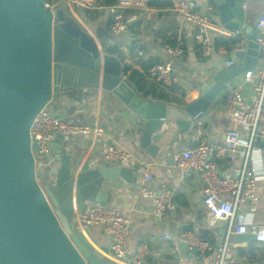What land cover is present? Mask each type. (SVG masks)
Masks as SVG:
<instances>
[{"label": "crops", "instance_id": "crops-1", "mask_svg": "<svg viewBox=\"0 0 264 264\" xmlns=\"http://www.w3.org/2000/svg\"><path fill=\"white\" fill-rule=\"evenodd\" d=\"M121 1L119 0L116 6L105 7L101 0L100 6L93 10L68 13L78 20L101 54L118 58L123 79L138 95L147 101L177 107L192 103L221 70L230 66L228 62H231V56L245 49L238 47V43L243 38L250 40L258 31L255 22L264 14V0H247L244 4L245 23L242 29H237L241 33L229 37L213 32L211 37L214 52L204 57L195 41V26L172 11L173 6L165 9L148 6V10L120 9L118 6ZM194 1L198 12L210 15L215 24L224 26L213 2ZM66 3L65 1V5ZM208 7L212 10L208 11ZM65 9L68 10V7ZM116 14H122L129 21L126 32H112ZM246 28H252L251 32L246 33ZM179 34L185 40V54L182 58L170 59L166 54L165 45H174L175 37ZM168 60L171 61L176 83L161 84L148 77V70L152 66ZM263 63L264 55L259 52L257 65L250 69L257 71ZM246 71L216 94L208 110L193 120L189 130L182 131L175 123L164 121L161 129L152 137L153 146L157 148L153 156L141 143L146 127L145 120L132 112L112 92L83 88L59 95L48 106L53 113L75 123L100 128L102 135H78L70 137L69 140L67 137L58 136L52 144L49 156L44 160H37L39 180L46 182L50 179L49 170L56 167V163H52L56 149L53 146L60 143H63L64 150L75 155V159L84 162L90 160L92 166L127 169L132 176L130 182L120 177L115 181H105L102 187V191L107 195V206L119 209L130 222L127 254H133L137 246L146 244L151 252L142 264H214V251H191L187 244L179 240L182 232H193L201 241L219 246L225 242L226 236H222L221 229L216 228V224H210L211 215L204 205L207 185L197 174L179 168L175 159L185 149L195 148L201 143L209 147L221 144L227 131L238 126L240 111L229 110L225 105V98L230 91L236 90L246 104L250 103L255 83L245 81ZM242 134L243 137L246 136L245 133ZM262 143L260 140L255 141L256 151L251 162L259 173L256 178L259 200L248 204L236 214L235 225H264V153L260 148ZM111 148L126 152L129 155L128 161L122 166L109 164L105 154ZM212 159L222 173L233 172L243 163L241 158L233 160L228 156H213ZM146 174L151 175L153 180L145 182ZM143 185L156 191H175L174 210L157 217L154 200L140 191ZM91 205L93 204L86 203L83 212ZM83 231L88 239L95 243L96 248L111 245L110 235L102 226H92ZM163 236H169L170 239L163 241ZM235 239L236 236L231 239V251L237 260L236 264H258L264 254V245H259L256 241L237 242ZM175 244L178 245L177 250L174 248Z\"/></svg>", "mask_w": 264, "mask_h": 264}, {"label": "water", "instance_id": "water-1", "mask_svg": "<svg viewBox=\"0 0 264 264\" xmlns=\"http://www.w3.org/2000/svg\"><path fill=\"white\" fill-rule=\"evenodd\" d=\"M210 1L226 28H243L247 0ZM55 16L45 0H0V264H122L113 259L111 245L96 248L82 229L74 227L73 219L86 203L107 206L104 182L120 177L130 182L131 172L77 160L60 143L53 146L56 167L49 170L50 179L41 182L34 155L37 143L31 138L35 118L63 93L83 88L109 91L145 120L141 143L153 156L157 148L152 137L164 121L189 130L219 91L257 65L259 32L244 51L231 56L232 64L199 97L177 107L144 100L123 79L118 58L101 54L96 44L89 48ZM260 148L264 153V143ZM228 225L225 220L216 224L223 237ZM235 240L251 243L255 237L238 235Z\"/></svg>", "mask_w": 264, "mask_h": 264}, {"label": "built area", "instance_id": "built-area-1", "mask_svg": "<svg viewBox=\"0 0 264 264\" xmlns=\"http://www.w3.org/2000/svg\"><path fill=\"white\" fill-rule=\"evenodd\" d=\"M66 6L73 13L77 10H93L100 6L101 0H65ZM150 0H122L118 8L148 10ZM208 11L212 9L207 8ZM172 11L179 15L184 21L195 26V41L204 57L214 52V43L211 34L217 33L220 36L233 37L241 32L231 30L225 26L215 24L210 15L197 11L194 0H173ZM129 21L119 14L111 30L115 34L128 30ZM256 28L259 36L256 43L259 52L264 55V16L259 19ZM248 40L243 38L238 47H245ZM166 54L170 59L182 58L185 54V40L179 34L175 37L174 45H165ZM139 54L141 52L139 51ZM228 62V65H231ZM148 77L158 83L172 85L176 83L173 77L171 61L157 63L148 70ZM247 82H254V93L250 103H245L241 95L236 91H230L225 98V105L229 110H239L238 126L227 131L221 144L209 147L201 143L195 148L182 151L175 159L176 165L184 170L197 174L207 185V195L204 199L206 210L211 215V226L220 220L229 222L226 233V240L219 246L209 242L201 241L193 232H182L179 236L180 242L188 245L191 251L205 253L214 251V264H236L237 260L231 251L233 243L231 239L238 235L252 234L259 245H264V225H246L244 223L234 224L236 214L250 203L259 200L257 171L251 165L256 148L255 141L264 143V63L255 71L249 69L244 73ZM245 133V137L243 134ZM101 136L102 130L86 124L72 122L64 116L53 113L48 106L44 108L35 118L31 127L32 142L37 143L34 153L36 159L44 160L49 156L52 144L58 136L70 138L78 135ZM109 164L122 166L129 155L117 148H111L105 154ZM213 156H228L235 160L241 158L243 163L230 173L220 172ZM153 180L151 175L144 176L145 182ZM140 191L145 196L152 198L155 204V215L161 217L165 212L174 210L175 191L166 189L156 191L141 186ZM92 226H102L110 235L113 259L122 264H142L150 255V247L140 244L135 248L133 254L126 252V246L130 240V222L123 213L115 208L93 204L86 211L77 213L74 216V227L86 229ZM169 236H163V241H168ZM174 248L177 250L178 245ZM126 258L127 262H122ZM185 264H193L187 262ZM258 264H264V254Z\"/></svg>", "mask_w": 264, "mask_h": 264}, {"label": "trees", "instance_id": "trees-1", "mask_svg": "<svg viewBox=\"0 0 264 264\" xmlns=\"http://www.w3.org/2000/svg\"><path fill=\"white\" fill-rule=\"evenodd\" d=\"M46 1V0H45ZM119 3V0H103V4L105 7H113L116 6ZM148 6L151 8H171L173 6V0H150L148 2ZM66 14H63V10L59 9L58 12H61V19L59 20L60 22L57 21V23L63 27H65L67 30H69L72 34L78 36L81 38L83 41L87 42L89 45V48L93 49V44L95 42L93 39L89 36V34L86 32V30L83 29V27L80 25L78 20L73 17L70 12V10L65 9ZM82 11V10H81ZM86 11V10H83ZM68 20V21H67ZM72 20V21H70Z\"/></svg>", "mask_w": 264, "mask_h": 264}, {"label": "rangeland", "instance_id": "rangeland-1", "mask_svg": "<svg viewBox=\"0 0 264 264\" xmlns=\"http://www.w3.org/2000/svg\"><path fill=\"white\" fill-rule=\"evenodd\" d=\"M46 4L55 12L56 14V22H60L59 20L61 19V12H58L59 9L63 10V14H66L65 10V0H46ZM68 21V20H67ZM72 21V20H70ZM61 23V22H60Z\"/></svg>", "mask_w": 264, "mask_h": 264}, {"label": "bare ground", "instance_id": "bare-ground-1", "mask_svg": "<svg viewBox=\"0 0 264 264\" xmlns=\"http://www.w3.org/2000/svg\"><path fill=\"white\" fill-rule=\"evenodd\" d=\"M117 15V14H116Z\"/></svg>", "mask_w": 264, "mask_h": 264}]
</instances>
